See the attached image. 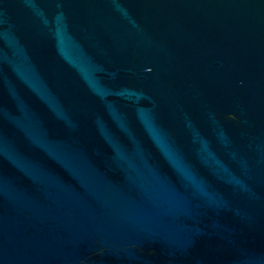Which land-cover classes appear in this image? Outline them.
<instances>
[{"label": "water", "instance_id": "95a60500", "mask_svg": "<svg viewBox=\"0 0 264 264\" xmlns=\"http://www.w3.org/2000/svg\"><path fill=\"white\" fill-rule=\"evenodd\" d=\"M0 264H264V0H0Z\"/></svg>", "mask_w": 264, "mask_h": 264}]
</instances>
